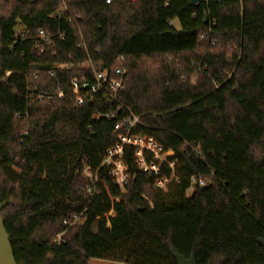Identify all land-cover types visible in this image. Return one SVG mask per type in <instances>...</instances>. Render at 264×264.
Segmentation results:
<instances>
[{
    "label": "trees",
    "instance_id": "trees-1",
    "mask_svg": "<svg viewBox=\"0 0 264 264\" xmlns=\"http://www.w3.org/2000/svg\"><path fill=\"white\" fill-rule=\"evenodd\" d=\"M118 68L115 102L78 104L72 80ZM133 115L175 165L130 150L123 191L102 161ZM0 200L18 264H264V0H0Z\"/></svg>",
    "mask_w": 264,
    "mask_h": 264
},
{
    "label": "built area",
    "instance_id": "built-area-1",
    "mask_svg": "<svg viewBox=\"0 0 264 264\" xmlns=\"http://www.w3.org/2000/svg\"><path fill=\"white\" fill-rule=\"evenodd\" d=\"M112 0H106V3H111ZM72 0H56V3L61 5V11L68 12ZM60 15V12L53 13L50 17L55 19ZM49 44L54 39V33L49 30L39 29L35 36L27 29V27L18 23L15 28V38L21 41H26L29 38H33ZM63 34H59V37H63ZM87 65V64H86ZM85 66V65H84ZM82 66V67H84ZM70 65H58L57 68H68ZM55 75V72H51ZM114 77H110L106 72H97L95 74V82L91 83L88 80L74 79L71 82L72 91L78 96V104H85L86 100L82 94L92 95L97 92H103L104 98L108 102L113 103L118 99L119 94L125 91L127 84V70L118 68L115 70ZM62 94V93H60ZM105 118L109 119V115L106 114ZM140 125V117L127 116L122 122L115 125V130L119 131L118 138L110 148L106 151L105 157L102 161V168H104L108 174L112 177L114 184L118 185L123 191L129 184L130 171L127 162L128 151L133 152V156L136 159V163L142 172H145L149 176H159L162 174L163 167L169 165L174 167L175 162L170 161L168 158L174 154L172 151L165 150L164 146L160 144L156 139L146 137L141 133L136 132L137 127ZM92 181L95 179L91 171H87ZM192 182L195 183V178H192ZM199 185L205 186L202 180L198 181ZM166 182H161L155 185V187L162 188ZM89 190L93 189V185H90ZM83 215H74L70 219L65 220L66 225H74L81 222Z\"/></svg>",
    "mask_w": 264,
    "mask_h": 264
},
{
    "label": "water",
    "instance_id": "water-1",
    "mask_svg": "<svg viewBox=\"0 0 264 264\" xmlns=\"http://www.w3.org/2000/svg\"><path fill=\"white\" fill-rule=\"evenodd\" d=\"M199 0H191L192 4L198 3ZM206 21V19H205ZM5 204L0 200V264H18L15 258L14 249L10 240L9 233L6 229L5 222L2 215V210ZM259 244L264 248V239L258 240ZM173 257L177 264H198L195 253L189 258L173 251Z\"/></svg>",
    "mask_w": 264,
    "mask_h": 264
},
{
    "label": "rangeland",
    "instance_id": "rangeland-1",
    "mask_svg": "<svg viewBox=\"0 0 264 264\" xmlns=\"http://www.w3.org/2000/svg\"><path fill=\"white\" fill-rule=\"evenodd\" d=\"M166 184L162 188H165ZM189 193H191V190L189 191ZM90 264H123V263L110 261V260H105V259L91 258L90 259Z\"/></svg>",
    "mask_w": 264,
    "mask_h": 264
}]
</instances>
